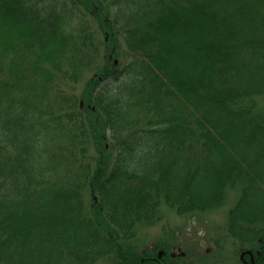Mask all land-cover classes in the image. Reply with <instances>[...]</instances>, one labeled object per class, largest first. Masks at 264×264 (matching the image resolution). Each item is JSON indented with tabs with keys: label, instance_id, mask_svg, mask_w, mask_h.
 <instances>
[{
	"label": "trees",
	"instance_id": "obj_1",
	"mask_svg": "<svg viewBox=\"0 0 264 264\" xmlns=\"http://www.w3.org/2000/svg\"><path fill=\"white\" fill-rule=\"evenodd\" d=\"M231 196L264 264V0H0V264H195L140 229Z\"/></svg>",
	"mask_w": 264,
	"mask_h": 264
},
{
	"label": "rangeland",
	"instance_id": "obj_2",
	"mask_svg": "<svg viewBox=\"0 0 264 264\" xmlns=\"http://www.w3.org/2000/svg\"><path fill=\"white\" fill-rule=\"evenodd\" d=\"M92 22L97 28L95 20ZM86 75L78 88V93H81V89L86 85L91 74ZM233 198L226 207L188 216H179L164 207L161 211L162 220L154 226L140 229L136 243H142L143 246L152 243L165 244L176 257L195 262V264L211 262L241 264V257L237 256V245L239 244L226 234L228 211L234 204Z\"/></svg>",
	"mask_w": 264,
	"mask_h": 264
}]
</instances>
